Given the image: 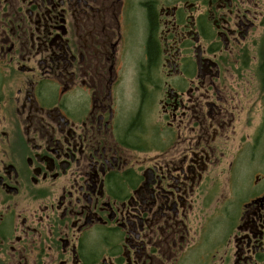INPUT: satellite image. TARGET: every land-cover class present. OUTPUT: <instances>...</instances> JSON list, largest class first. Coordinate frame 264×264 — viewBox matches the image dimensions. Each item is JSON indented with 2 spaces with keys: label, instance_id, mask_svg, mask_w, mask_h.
I'll return each instance as SVG.
<instances>
[{
  "label": "flooded vegetation",
  "instance_id": "1",
  "mask_svg": "<svg viewBox=\"0 0 264 264\" xmlns=\"http://www.w3.org/2000/svg\"><path fill=\"white\" fill-rule=\"evenodd\" d=\"M0 264H264V0H0Z\"/></svg>",
  "mask_w": 264,
  "mask_h": 264
}]
</instances>
